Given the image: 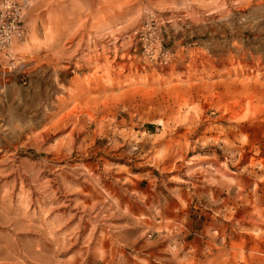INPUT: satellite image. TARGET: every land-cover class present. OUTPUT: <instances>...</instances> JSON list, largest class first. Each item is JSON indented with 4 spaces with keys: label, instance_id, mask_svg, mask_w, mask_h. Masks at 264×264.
<instances>
[{
    "label": "rangeland",
    "instance_id": "374dc122",
    "mask_svg": "<svg viewBox=\"0 0 264 264\" xmlns=\"http://www.w3.org/2000/svg\"><path fill=\"white\" fill-rule=\"evenodd\" d=\"M28 1L0 264H264V0ZM149 14L165 65L134 46Z\"/></svg>",
    "mask_w": 264,
    "mask_h": 264
},
{
    "label": "built area",
    "instance_id": "2783aa9c",
    "mask_svg": "<svg viewBox=\"0 0 264 264\" xmlns=\"http://www.w3.org/2000/svg\"><path fill=\"white\" fill-rule=\"evenodd\" d=\"M30 2L28 0H0V53L11 57V46L14 41L25 38L27 28L24 16ZM171 23V19L163 20L162 23ZM157 20L149 14L147 20L134 29V46H139L141 53L156 64L165 65L174 57V53L165 45L164 38L168 36L165 29L160 35L156 32Z\"/></svg>",
    "mask_w": 264,
    "mask_h": 264
},
{
    "label": "bare ground",
    "instance_id": "6f19581e",
    "mask_svg": "<svg viewBox=\"0 0 264 264\" xmlns=\"http://www.w3.org/2000/svg\"><path fill=\"white\" fill-rule=\"evenodd\" d=\"M24 19H25V18H24ZM14 43H15V41L13 42V44H14ZM13 44H12V46H13ZM12 46H11V47H12ZM243 59H244V58H243ZM254 60H255V59H254ZM259 60H260V59H259ZM74 215H75V214H74ZM81 227H82V226H81Z\"/></svg>",
    "mask_w": 264,
    "mask_h": 264
}]
</instances>
